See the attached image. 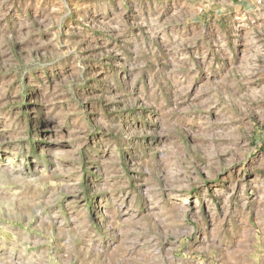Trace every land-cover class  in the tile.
I'll use <instances>...</instances> for the list:
<instances>
[{
	"label": "clouds",
	"instance_id": "1",
	"mask_svg": "<svg viewBox=\"0 0 264 264\" xmlns=\"http://www.w3.org/2000/svg\"><path fill=\"white\" fill-rule=\"evenodd\" d=\"M196 7L189 0H56L55 4L50 0H0V49L10 54L0 67L16 82L10 101L5 89L0 113L6 120L0 131V264H172L182 238L191 241L190 248L195 245L211 258V264H242L255 236L264 235V183L254 186L261 190L249 200L243 189L236 192L232 185L205 186L197 169L215 176L243 163L255 151L248 137L254 117L264 127V0H251L246 8L243 0L240 4L220 0L221 9L237 12L233 45L244 42L245 47L243 58L236 49V59L229 53L228 36L217 20L211 15L207 20L199 18ZM74 11L81 40L89 39L90 47L94 32L128 40L131 29L149 25L147 37L142 33L128 41L134 55L124 56L123 66L132 72L127 90L113 82L116 95L106 97L107 103L121 102L125 109H148V120L141 126L122 123L95 106L99 119L92 117L95 127L88 123L85 102L89 97L74 93L86 79L83 49L69 46L74 57L71 75L50 83L45 72L64 60V54L56 51L41 59L39 53L33 56L34 48L25 46L26 41L31 43V38L39 39V34L53 28L60 32ZM162 16L166 18L161 25ZM197 19L199 24H193ZM169 26L181 32L191 26L202 41L203 54L190 58L182 51L184 40L165 36L168 59L165 68L157 69L160 83L167 84L164 92L153 79L146 90L134 95L136 82L152 60L141 59V53L155 51L145 44L151 45L155 35ZM210 31L218 38L204 41ZM210 43L221 57L209 89L216 107L193 117L192 109L182 106L180 74L197 70L194 59L203 60L205 70L211 67L206 59L212 51ZM25 99L29 108L36 109L31 114V140L19 115ZM68 100L71 103L63 102ZM44 128L49 129L43 136L47 143H35L32 150L29 145ZM98 131L109 137L105 152L111 149V156L85 150L90 166L96 168V179L90 178L85 198L80 195L84 191L80 148ZM20 140L28 143L22 147ZM52 177L67 179L49 188ZM192 185L200 189L196 197L190 195ZM253 213L254 224L250 220ZM13 222L21 227H12Z\"/></svg>",
	"mask_w": 264,
	"mask_h": 264
},
{
	"label": "rangeland",
	"instance_id": "2",
	"mask_svg": "<svg viewBox=\"0 0 264 264\" xmlns=\"http://www.w3.org/2000/svg\"><path fill=\"white\" fill-rule=\"evenodd\" d=\"M50 2L55 4L56 0H50ZM75 2L76 0H72V3ZM232 2L237 4L241 3L239 0H232ZM189 3L198 5V7L194 10L198 13L199 18L207 20L208 16L211 15L213 20H217L225 35L228 36V49L232 58L236 59V49H239V56L243 58L245 44L244 42H240L234 46L233 40L235 37L231 34L235 31L233 24L239 23L238 20H233V18L237 15L236 10L221 9L219 7L220 0H189ZM246 6L247 5H245V8ZM241 10L243 11L245 9ZM217 12H220L219 18L216 16ZM224 12H229V16H224ZM29 14L31 15V9L29 10ZM131 14L132 9L130 7L129 15ZM165 18L166 17L162 16L158 23L162 25ZM145 19H148L147 12H145ZM126 20L131 23L128 16H126ZM78 24L79 21L77 14L74 11L73 15L64 22V26L60 32L57 33L53 28L49 32L39 34V39L35 36L31 38V43L26 41L25 46L27 48H34L35 51L33 52V56L39 53L41 59L44 58L45 54L51 55L56 51H60L64 54V60L60 61L58 65H55L53 68L45 72V76L50 83H53L54 80L55 82H59L64 76L71 75L73 71L72 62L74 57L69 53V46H71L73 50L83 49V51H81V55L86 57L84 61V75L86 79L80 86L74 88V93L77 97H89V99L85 102L88 123L95 127L96 125L93 122L92 117L99 119V111H93V106H95L98 109H103V111L109 113L110 116L116 117L122 123L128 122L136 125L137 127L141 126L142 123L148 120V109L143 108L142 106L125 109L124 103L116 102L114 104H109L106 102V97L108 95H116V88L114 87L113 82L119 85L120 88L127 90L126 82H130L132 80V72L128 67L123 66L125 64L124 56L131 57L134 55L129 51L131 44L128 41L133 38L138 39L142 33L145 37H147L149 35V25L143 24L138 28L131 29L128 40H125L124 38L113 39L110 36L94 32L92 34L94 39L90 38L92 39V44L94 46L90 47L89 39L81 40L79 35L80 28L78 27ZM193 24L198 25L199 19L194 20ZM88 27H91V25L89 24ZM240 31L242 34L243 30L241 29ZM70 33L73 34L69 35ZM165 36H167L169 40L173 39L175 36H179L181 40H184L185 45L182 51L186 52L190 58H193L195 55L203 54L204 50L201 46L202 41L197 37L196 31H194L191 26H189L186 32H181L178 28L174 29L171 26L164 27L155 35L151 45L147 43L145 44V47L154 48L155 51L141 53V59H148L149 57H152L154 63L152 60H149L147 69L144 73H142L140 79L135 84L133 89L134 95H140L142 91L146 90L150 81L153 79L157 80V87L160 89L161 93L164 92L167 84L160 83V74L157 73V69L165 68V61L168 59V49L165 46ZM217 38L218 34L214 31H210L209 35L204 37V41L216 40ZM49 41H51V43H49ZM41 42L44 45L43 47H40ZM177 43H179V41H177ZM57 44L61 45L59 49H57ZM209 47L212 49L206 57V59L211 62V67L209 69H203V60L194 59V63L197 64V70L187 76L180 74L183 77V84L181 87L184 88V94L180 97L183 101L182 106L192 109L190 114L193 117L211 113L216 107L212 98V93L209 89L214 84L215 73L219 70L218 66L221 64V57L219 54H216L215 44L210 43ZM15 51L16 49L14 48L13 52ZM118 53H123L124 55H120ZM8 55L10 54H6L2 49H0V66H2L3 61L8 58ZM214 55L215 59L213 58ZM185 66H187L186 63ZM149 69L151 70V73H154L155 75L149 74ZM15 83L16 82L13 80L12 75H4L2 67H0V113H3L4 111L2 105L5 103V89L8 90L7 99L10 101V94L12 89L15 87ZM173 93H175V89H173ZM63 102L66 104L71 103L70 100ZM136 103L137 105L142 104L139 100ZM112 108L123 109V111H110ZM65 110L68 111L67 108ZM13 111L15 112L16 110L13 109ZM35 112L36 109L29 108V101L25 99V103L20 106L19 115L25 121L29 140L32 138L33 131L31 114ZM67 119L69 122H72L73 117L69 115ZM5 124V118L3 115H0V131L4 129ZM48 132L49 129L44 128L39 139L34 141L31 145H29V147L32 148V150H35V143H47L43 136ZM68 132V128L63 130L65 135H67ZM248 138L250 140V146L253 147L255 151H253L247 159L243 161V163H236L233 165V169L223 171L215 176L208 171H200L197 169L199 172L198 179L203 181L205 186L223 183L225 185L234 186L236 192H240L241 189H243L245 194L249 197V200H251L254 196H258L261 189L254 186L256 184L264 183V127L256 121L255 117L253 118ZM108 139L109 137L105 134V132L98 131L87 137V142L80 148V154L82 157L80 161L82 173L80 180L84 189L80 195L85 198L88 197L90 178L93 180L96 179L95 165L90 166L88 158L84 156L85 150H88L90 154L95 153L96 155H105L110 157L111 149H108L107 152H105V149L107 148L106 141ZM18 143H20L23 147L28 143V141L20 140ZM63 143H68V141H63ZM69 147H71V145H69ZM117 147H119V145H117ZM120 159L122 161L124 160L123 149L120 150ZM65 163L71 164L72 162L66 161ZM125 170L127 171V169ZM66 179L67 177H52L48 181V186L49 188H55L60 181ZM199 192L200 189L195 185H192L190 195L192 197H196ZM2 195L3 193L0 191V196ZM81 202L83 203L84 201ZM89 207L91 208V204H89ZM257 208L259 209L258 201ZM254 217L255 213H253V217H250L253 224L256 223ZM0 223H2V221H0ZM12 227L19 228L21 225L13 222ZM37 234L38 233H34V235ZM53 243H55V241H53ZM179 243L182 246L178 247L174 252L172 264H211V258L198 252L195 245L191 248L189 247V244L191 243L190 240L182 238ZM242 264H264V235L257 234L255 236L254 241L251 244V250L248 251L242 258Z\"/></svg>",
	"mask_w": 264,
	"mask_h": 264
},
{
	"label": "crops",
	"instance_id": "3",
	"mask_svg": "<svg viewBox=\"0 0 264 264\" xmlns=\"http://www.w3.org/2000/svg\"><path fill=\"white\" fill-rule=\"evenodd\" d=\"M240 2H242V0H239ZM244 5H248L249 3H251V0H243Z\"/></svg>",
	"mask_w": 264,
	"mask_h": 264
}]
</instances>
